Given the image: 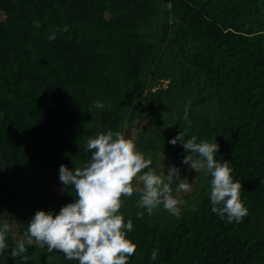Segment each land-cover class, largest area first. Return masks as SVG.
Segmentation results:
<instances>
[{
	"label": "trees",
	"instance_id": "16d2710c",
	"mask_svg": "<svg viewBox=\"0 0 264 264\" xmlns=\"http://www.w3.org/2000/svg\"><path fill=\"white\" fill-rule=\"evenodd\" d=\"M136 123L157 174L175 165L189 182V153L171 139L216 138L248 215L230 223L212 211L205 170L179 218L122 197L137 244L128 264H264V0H0V226L15 227L0 264H25L10 252L37 211L75 202L60 166L82 167L89 138ZM26 247L27 264H79Z\"/></svg>",
	"mask_w": 264,
	"mask_h": 264
},
{
	"label": "clouds",
	"instance_id": "9594fccd",
	"mask_svg": "<svg viewBox=\"0 0 264 264\" xmlns=\"http://www.w3.org/2000/svg\"><path fill=\"white\" fill-rule=\"evenodd\" d=\"M55 38V32L48 36L49 40ZM190 106L191 101L185 106V120ZM94 107L102 109L104 104L97 101ZM178 142L189 153L182 162L197 173L205 170L211 176L212 211L221 219L226 216L230 223L242 222L248 215L241 199L243 185L233 180L234 169L230 161L216 160V153L220 151L216 138L212 142H197L195 135L185 139V132L181 130L170 141L172 145ZM85 150L91 152V157L82 167L69 169L62 164L59 169L64 189L69 190L71 186L75 192V202L63 206L59 214L37 211L24 233L26 240L16 242L10 252L11 258L22 257L27 264L30 257L25 255L28 251L26 243H35L42 249L46 247L48 253L62 252L67 259L79 264H128L137 244L127 238L133 222L129 219L125 223L120 210L122 197H131L134 193L139 194L138 206L146 209L148 215L163 205L166 211L179 218V206L183 201L173 195L172 184L179 181L177 193L190 191L191 184L187 177L181 178L175 165L168 168L166 176L157 174L151 167V156L146 157L135 140L120 131H108L89 138ZM137 216L142 217L143 213H137ZM10 231L7 222L0 226V253L9 247L6 239ZM157 254L153 251L151 258L155 260Z\"/></svg>",
	"mask_w": 264,
	"mask_h": 264
},
{
	"label": "rangeland",
	"instance_id": "374dc122",
	"mask_svg": "<svg viewBox=\"0 0 264 264\" xmlns=\"http://www.w3.org/2000/svg\"><path fill=\"white\" fill-rule=\"evenodd\" d=\"M166 85H167V82H165L163 84V87H165ZM144 125H145L144 123H136L135 127H133V128L125 127V130H124L123 134L126 137L131 136L132 138H135L137 133L144 127ZM186 166H187V169H188L186 171V175L190 178V184L192 186V184L194 183V176L197 174V172L195 170H193V169H190V167L188 165H186ZM140 186L142 187V185H140ZM182 193H183V191L177 193L176 192V188L173 189V195L176 196L180 200H181L182 195H183ZM14 229H15V227L11 228V230H14Z\"/></svg>",
	"mask_w": 264,
	"mask_h": 264
}]
</instances>
